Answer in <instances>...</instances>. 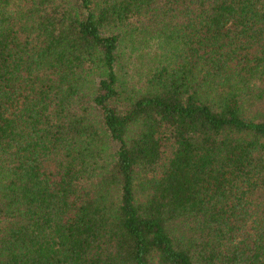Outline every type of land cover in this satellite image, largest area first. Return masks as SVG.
<instances>
[{"label":"trees","instance_id":"1","mask_svg":"<svg viewBox=\"0 0 264 264\" xmlns=\"http://www.w3.org/2000/svg\"><path fill=\"white\" fill-rule=\"evenodd\" d=\"M0 264H264V0H0Z\"/></svg>","mask_w":264,"mask_h":264}]
</instances>
